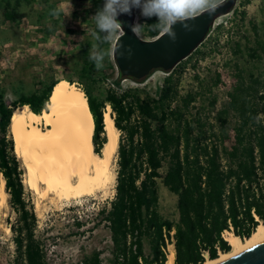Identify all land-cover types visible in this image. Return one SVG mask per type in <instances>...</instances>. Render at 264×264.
Returning a JSON list of instances; mask_svg holds the SVG:
<instances>
[{
  "label": "trees",
  "instance_id": "obj_1",
  "mask_svg": "<svg viewBox=\"0 0 264 264\" xmlns=\"http://www.w3.org/2000/svg\"><path fill=\"white\" fill-rule=\"evenodd\" d=\"M102 2L97 0L94 4L99 8ZM248 4L249 0H241L239 8L233 10L237 34ZM19 5L18 0L14 5L8 0L5 5L0 4L3 17L14 21ZM48 8L47 16L56 24L61 14L51 5ZM139 22L155 21L142 17ZM252 34V40L241 36L243 44L233 37L225 41L236 59L233 85L226 105L216 111L212 121L194 105L209 89L199 82V90L182 96L178 90L179 76L175 74L179 70L180 75L185 60L202 54L198 47L205 39L186 59L166 72L168 75L154 98L142 97L138 88L108 89L99 101L88 90L83 91L94 122L95 153L100 154L107 142L106 104L112 110L120 137L114 195L109 207L96 214L109 234V258L103 259V251L93 249L73 264H167L166 242L170 244V232H173V264H204L231 251V245L222 236L224 232L244 240L252 236L260 223L264 224V70L245 74L237 63L243 57L252 63L264 60V40L255 25ZM158 36L145 28L140 38L153 40ZM215 44L212 50H217V40ZM100 47L107 49L109 45L100 43ZM89 49L88 42L80 49L79 80L98 71L88 58ZM105 62L106 67L114 69L111 58ZM220 78L217 73L210 87H217ZM59 81L38 82L34 92H19L11 103L5 101V93L0 91V174L9 206L16 215L15 224L9 227L14 244L12 264H58L50 262L47 246L37 235V219L23 186L24 172L15 153L10 125L17 107L27 106L38 116L48 111L51 94ZM215 103L216 98L212 97L210 107ZM159 185L176 197L175 220L161 213ZM75 225L77 231L70 235L80 236L84 233L79 231L83 225L79 221Z\"/></svg>",
  "mask_w": 264,
  "mask_h": 264
},
{
  "label": "rangeland",
  "instance_id": "obj_2",
  "mask_svg": "<svg viewBox=\"0 0 264 264\" xmlns=\"http://www.w3.org/2000/svg\"><path fill=\"white\" fill-rule=\"evenodd\" d=\"M8 1L14 5L17 0ZM18 1L20 5L14 21L6 20L0 9V91L5 93L4 99L7 103L15 100L19 92L25 94L34 92L38 82L61 79L67 83H69L67 79L73 81L80 91L88 90L91 96L99 101L103 100L108 89L122 91L127 88H138L142 97L157 96L164 78L168 75L166 72L159 69L153 70L147 77L141 79V83H137L121 75L113 60V55L110 58L114 69L104 66L90 77L82 80L77 78L82 65L80 56L82 45L88 42L91 49L92 45L97 43L91 36L94 28L92 16L98 9L94 2L97 0ZM240 1L235 0L230 12L216 18L209 36L198 47V51L202 54H194L190 61L185 60L186 64L183 65L180 75L178 68H176L178 71H175V74L179 76L180 95L199 90V82L204 89H209V92H204L194 105L203 110L210 121L213 120L216 111L226 105L228 92L233 85V65L236 59L230 53L225 41L233 37V40L243 44L244 41L241 38L243 35L252 40V25L256 26L260 38L264 40V0H249L245 8L247 15L237 34L238 29L234 21L233 10L239 8ZM5 2L6 0H0L2 6ZM50 5L61 14L57 16L56 24L52 23L47 16ZM141 18L137 10L135 23ZM44 30L51 32L46 34ZM215 40H217L218 48L212 50L216 45ZM237 63L245 74L264 70V60L252 63L243 57L238 59ZM217 73L221 75V82L217 87L212 88L210 87L211 81ZM212 97L216 98L213 108L209 104ZM108 108L112 114L110 106L107 107L106 104L105 110ZM118 136L120 137L119 131ZM18 160L24 172L22 178L25 192L34 207L37 235L47 246V256L50 262L73 264L83 254L90 253L93 249L102 250L103 259H108L109 234L96 214L100 209L109 207L114 195L115 183L107 192L101 191L96 196L82 199L60 201L53 195L49 198H42L26 185L27 171L21 159L18 158ZM113 164L115 172L117 152ZM158 191L162 215L169 220H175L177 217L176 197L163 186L159 185ZM1 201L0 197V264H12L14 244L9 227L15 224L16 215L9 206L8 196L6 203L2 204ZM76 221L83 225L79 231H84V233L80 236L70 235L71 232L77 231ZM231 235L233 234L230 232L229 234L224 232L223 238ZM172 248L173 246H169L167 252L169 253V249ZM104 264L107 263L104 262Z\"/></svg>",
  "mask_w": 264,
  "mask_h": 264
},
{
  "label": "bare ground",
  "instance_id": "obj_3",
  "mask_svg": "<svg viewBox=\"0 0 264 264\" xmlns=\"http://www.w3.org/2000/svg\"><path fill=\"white\" fill-rule=\"evenodd\" d=\"M109 108L104 113L107 137L100 154L92 144L94 122L86 97L76 85L59 81L53 89L48 111L38 116L27 106L17 107L12 115L10 133L15 153L27 171L29 189L42 198L55 196L60 201L82 199L107 192L115 183L113 161L118 147V130ZM1 178V202L6 203L5 182ZM57 200V201H58ZM226 238V237H225ZM232 249L204 264H219L226 258L264 241V224L252 236L241 240L226 238ZM174 250L168 253L167 264H173Z\"/></svg>",
  "mask_w": 264,
  "mask_h": 264
},
{
  "label": "water",
  "instance_id": "obj_4",
  "mask_svg": "<svg viewBox=\"0 0 264 264\" xmlns=\"http://www.w3.org/2000/svg\"><path fill=\"white\" fill-rule=\"evenodd\" d=\"M234 3L235 0H226L214 13H205L188 21L190 31L178 23L174 26V41L167 35L153 40L136 37L129 27L135 23L136 9H133L130 16H119L118 20L122 23L125 34L115 42L113 58L117 69L124 77L136 80L147 77L156 69L171 71L201 44L216 18L227 14ZM219 264H264V241L226 258Z\"/></svg>",
  "mask_w": 264,
  "mask_h": 264
},
{
  "label": "clouds",
  "instance_id": "obj_5",
  "mask_svg": "<svg viewBox=\"0 0 264 264\" xmlns=\"http://www.w3.org/2000/svg\"><path fill=\"white\" fill-rule=\"evenodd\" d=\"M224 0H103L92 20L94 28L91 31L93 40L107 44V49L101 48L100 43H94L88 58L97 70L104 68L105 59L113 55L115 42L123 36L122 23L118 20L121 15H131L133 9L139 11L145 21L153 19L154 23L137 21L129 25L132 33L140 37L145 28L157 32L159 36L167 35L175 40L174 26L178 23L186 30H191L188 21L205 13L212 14L222 6Z\"/></svg>",
  "mask_w": 264,
  "mask_h": 264
},
{
  "label": "built area",
  "instance_id": "obj_6",
  "mask_svg": "<svg viewBox=\"0 0 264 264\" xmlns=\"http://www.w3.org/2000/svg\"><path fill=\"white\" fill-rule=\"evenodd\" d=\"M107 107H109V105L107 104ZM172 235H173V232H170V238H169V242H170V244H168L167 242H166V254H167V251H168V248H169V246H173V239H172ZM223 236V235H222Z\"/></svg>",
  "mask_w": 264,
  "mask_h": 264
}]
</instances>
